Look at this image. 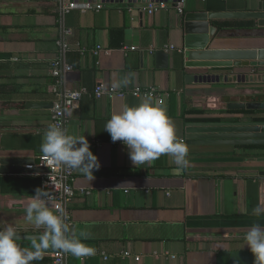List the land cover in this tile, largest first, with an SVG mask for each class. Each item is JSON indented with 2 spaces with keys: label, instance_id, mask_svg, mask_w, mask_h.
<instances>
[{
  "label": "crops",
  "instance_id": "0c3cea01",
  "mask_svg": "<svg viewBox=\"0 0 264 264\" xmlns=\"http://www.w3.org/2000/svg\"><path fill=\"white\" fill-rule=\"evenodd\" d=\"M93 1L102 9L65 12V0H0V158L36 160L42 154L51 108L28 104H54L67 91L83 88H114L116 80L134 73L132 83L119 89L156 87L164 94L177 137L188 147L189 166L179 168L168 155L133 165L127 146L113 143L104 127L113 112L142 99L84 96L63 129L86 137L100 168L92 181L74 171L76 194L65 220L77 234H90L82 242L94 254L78 259L66 253L67 264H256L246 230L257 220L264 223V214L255 210L264 202V146H190L185 131L189 123L233 114L264 120V110L228 108L264 104V89L195 83L172 68H157L153 54L164 50L174 57L183 48L181 7L183 15L248 11L264 0H175L153 14L145 1ZM228 21L233 20L211 25ZM246 21L250 28H219L220 48H264V27ZM55 63L72 71L55 77ZM41 174L0 176V230L12 225L17 236L28 237L17 241L21 248L43 234L27 222L25 211L35 190L43 189ZM56 252L49 249L32 264H52Z\"/></svg>",
  "mask_w": 264,
  "mask_h": 264
},
{
  "label": "clouds",
  "instance_id": "9594fccd",
  "mask_svg": "<svg viewBox=\"0 0 264 264\" xmlns=\"http://www.w3.org/2000/svg\"><path fill=\"white\" fill-rule=\"evenodd\" d=\"M134 73L116 80L113 87H128ZM99 94V93H98ZM104 131L108 132L113 143L122 141L129 149L133 165L151 164L168 155L179 168H187L189 150L177 137L173 121L167 114L163 99L146 95L138 106L124 105L112 113ZM40 151L56 166H64L78 171L89 181L94 179L93 170H99L98 158L90 151L86 137L69 135L58 124H49L43 137ZM49 193L41 188L35 190L26 206V220L36 229H43L39 237L30 238V247L21 248L16 229L9 225L0 230V264H32L42 260L49 249L70 253L78 259L94 254V249L83 243L90 234L70 229L65 220L64 210L55 206L53 211L47 200ZM256 211L264 214V202L257 204ZM246 238L256 253V264H264V223L257 220L246 230ZM235 264H240L239 260Z\"/></svg>",
  "mask_w": 264,
  "mask_h": 264
},
{
  "label": "water",
  "instance_id": "95a60500",
  "mask_svg": "<svg viewBox=\"0 0 264 264\" xmlns=\"http://www.w3.org/2000/svg\"><path fill=\"white\" fill-rule=\"evenodd\" d=\"M132 1L149 3L154 0ZM215 20H253L258 26L264 27V2L248 11L200 10L181 14L178 24L184 33L183 48L174 57L164 50L156 51L153 57L157 68H172L175 74L185 76L186 80H193L195 83H246L254 85L252 89L263 90L264 48H220L221 45L217 42L219 28L211 25ZM226 70H232V74H226ZM28 107L52 109L53 104L31 103ZM228 108L231 112L238 113L247 109L264 110V104L230 103ZM185 133L190 146H264V120L256 116L233 114L220 118L218 122L189 123ZM34 164L35 160L32 159L0 158V176L48 172L46 168H27ZM18 237L17 241L28 238Z\"/></svg>",
  "mask_w": 264,
  "mask_h": 264
},
{
  "label": "built area",
  "instance_id": "2783aa9c",
  "mask_svg": "<svg viewBox=\"0 0 264 264\" xmlns=\"http://www.w3.org/2000/svg\"><path fill=\"white\" fill-rule=\"evenodd\" d=\"M103 7L101 2H94L93 0H87L85 2H79V0H65L64 10L70 12L73 10H81L86 12L88 10H101ZM167 3L165 1L154 0L148 3V12L153 14L158 10H166ZM183 8L179 9V14H183ZM102 50L101 47H97L95 54H99ZM64 72L72 71V67L65 66ZM59 67V63H55L52 66V74L55 77H59L63 71ZM99 93V94H98ZM146 95H151L154 99H163L164 94L161 93L156 87H136L129 90L105 88L98 86L94 90H88L86 88L80 90L67 91L64 96L58 101L54 102L51 109V122L52 124H58L62 129L64 128L67 118L71 110L76 104L84 97L88 96L94 99H101L103 97H118L126 98L133 97L137 99H143ZM28 169L34 168H46L48 172L42 173L43 190L49 193L51 199L47 200V203L53 206L59 205L65 213L69 202H71L75 196L74 187V170L64 166H56L53 161L45 158L43 154L39 155L34 165L27 166ZM67 254L64 252H56L53 256L52 264H67Z\"/></svg>",
  "mask_w": 264,
  "mask_h": 264
},
{
  "label": "trees",
  "instance_id": "16d2710c",
  "mask_svg": "<svg viewBox=\"0 0 264 264\" xmlns=\"http://www.w3.org/2000/svg\"><path fill=\"white\" fill-rule=\"evenodd\" d=\"M250 27H251V22L246 21V20L228 21L219 26L220 29H223V28H237L238 29V28H250Z\"/></svg>",
  "mask_w": 264,
  "mask_h": 264
}]
</instances>
